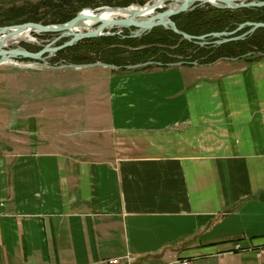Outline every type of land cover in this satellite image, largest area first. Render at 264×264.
Here are the masks:
<instances>
[{
    "label": "crops",
    "instance_id": "0c3cea01",
    "mask_svg": "<svg viewBox=\"0 0 264 264\" xmlns=\"http://www.w3.org/2000/svg\"><path fill=\"white\" fill-rule=\"evenodd\" d=\"M97 66L81 115L0 113V264H264V54Z\"/></svg>",
    "mask_w": 264,
    "mask_h": 264
},
{
    "label": "trees",
    "instance_id": "16d2710c",
    "mask_svg": "<svg viewBox=\"0 0 264 264\" xmlns=\"http://www.w3.org/2000/svg\"><path fill=\"white\" fill-rule=\"evenodd\" d=\"M149 0H39L35 4L12 6L0 16V26L38 22L42 24L64 23L86 7L143 5ZM179 30L191 35L233 30L246 21L264 22V7L219 9L209 4L172 16ZM247 28L245 27V30ZM244 30V29H243ZM123 29L121 36H127ZM102 36L85 39L58 52L70 63L88 64L101 61L119 66L154 61L167 67L170 63L209 64L219 60L243 59L248 54H264V28L256 29L246 39L231 41L217 47L200 46L194 41L181 40L172 30L158 26L140 37ZM71 55V56H68ZM65 56V57H64ZM67 56V57H66ZM146 65L139 69H148Z\"/></svg>",
    "mask_w": 264,
    "mask_h": 264
},
{
    "label": "water",
    "instance_id": "95a60500",
    "mask_svg": "<svg viewBox=\"0 0 264 264\" xmlns=\"http://www.w3.org/2000/svg\"><path fill=\"white\" fill-rule=\"evenodd\" d=\"M168 2V5L166 4ZM201 4H209L219 9H240V8H260L264 7V0H149L143 5H129V6H100L96 8L86 7L80 10L74 15L73 18L58 24H42L38 22H24L15 25L1 26L0 35V64L7 63V61L15 58H28L41 62L43 65H47L43 54H54L60 50L72 47L78 42L85 39L98 38L102 36H113L116 33L110 31L114 27L121 29L134 28L131 31L130 37L136 38L143 34H147L153 28L161 26L165 29L172 30L174 33L181 36V40L194 41L200 46L206 44L207 39L214 38L213 43L220 45L222 43L243 40L246 36L251 35L256 29L264 28V22L258 21H246L240 23L233 30H224L210 32L202 35H191L187 32L181 31L176 26V23L172 20V16L187 12L194 9ZM157 9H160L157 11ZM91 11V14L88 13ZM117 13L119 17L115 18H102V13ZM151 12V13H150ZM85 20L95 21V27L87 29L86 31H72L78 25H82ZM248 27V30L240 35H235L236 32ZM107 29V30H106ZM30 30L32 32L42 33H57L54 39L43 46L37 52H30L23 47H15L10 49H2V45L9 37L18 32ZM6 33V34H4ZM68 37L67 40L60 45L52 46L56 41ZM147 62L145 64H151ZM182 62L171 63V65H179ZM109 66L111 68H118L113 64H106L103 62H95L88 64H66L64 67L68 68H82L92 66ZM48 67H51L47 65ZM140 67V64L128 65L127 68ZM58 68V67H56Z\"/></svg>",
    "mask_w": 264,
    "mask_h": 264
},
{
    "label": "rangeland",
    "instance_id": "374dc122",
    "mask_svg": "<svg viewBox=\"0 0 264 264\" xmlns=\"http://www.w3.org/2000/svg\"><path fill=\"white\" fill-rule=\"evenodd\" d=\"M38 1L39 0H0V16L2 15L3 12L11 8L12 6H20V5L27 6L30 4H35ZM166 4L168 5V2ZM134 5H138V4H134ZM159 10L160 9H157V11ZM254 22H258V21H254ZM11 25H15V24H11ZM2 26H9V25H2ZM246 28H247L246 30H248V27ZM79 29L80 31L87 30L85 28H79ZM243 29L236 32L235 35H240L246 31L245 27ZM109 30L114 31L116 33L115 35L118 36H121L123 33V29L121 28L114 27ZM128 30H129L128 31L129 34L127 36L125 35L121 36V38L130 37V33L132 30H134V28H129ZM0 36H2V34ZM31 36H32L31 39L28 40L27 42L23 40L20 42L10 41L4 49H10L20 46L30 52H37L43 46L50 43L54 39V37L57 36V33L32 32ZM248 36H246L244 39H246ZM67 39L68 37L62 38L56 41L55 43H53L52 46L60 45L62 42H64ZM213 41L214 38H209L206 41L207 43L202 46H207L209 44L214 47L219 46L214 44ZM58 52H55L54 54L48 52L43 54V56L45 57L44 62L51 67H48L47 65H43L39 61L28 58H15L14 60L20 64L18 66L14 64H6V63L0 64V113L6 112L8 110L13 111L17 109L18 110L22 109L26 111L31 109L34 105L38 108V110L41 109L43 110L45 108H49L50 104H53L54 106L55 105L58 106L59 113L65 114L64 115L65 117L67 115H71L70 112L73 111L81 115L80 112L82 111L77 110L78 106L76 104L70 101H65V102L61 101L58 103V101H55L56 97L71 96L72 92L73 94H83V95L93 94L96 97H101L103 89L99 87L102 86L105 75L102 73L100 68L64 67L63 65L75 64V63H70L69 60H64L62 56H58ZM148 62H152V63L151 64H145L147 62L137 63L140 64V67L131 68V69L132 71L137 70L146 65H152L150 68L162 66L161 63L159 62H154V61H148ZM28 63L32 65V67H29ZM193 64H197V63L193 62ZM129 65H135V64H129ZM168 65H171V63ZM127 66L128 65H126L125 68H123L122 70L127 69ZM117 67L120 68L119 66ZM110 70L112 71L114 70L115 72H117V70L115 69H110ZM68 85H72L75 88V90ZM96 87H98L99 90H97ZM93 89L96 91H94ZM18 93L21 95L19 99L17 98ZM82 104L84 105L85 108H87L88 105L92 104V102L89 103L88 101V102L79 103L78 105L80 109L82 108ZM98 109H99L98 112L102 113L103 107L101 106V108Z\"/></svg>",
    "mask_w": 264,
    "mask_h": 264
},
{
    "label": "bare ground",
    "instance_id": "6f19581e",
    "mask_svg": "<svg viewBox=\"0 0 264 264\" xmlns=\"http://www.w3.org/2000/svg\"><path fill=\"white\" fill-rule=\"evenodd\" d=\"M88 13L91 14V11L88 10ZM101 17L102 18H115V17H119V15L117 13L103 12ZM94 26H95V21H93V20H85L82 25H78L76 28L72 29V31H80L79 28L91 29ZM4 34H6V33H4ZM31 34H32V31H30V30L23 31V32H18L16 34H13L11 37H9L7 40H5V42L3 43L1 48L4 49L10 41L20 42V41L23 40V41L27 42L28 40L31 39V37H32ZM1 37L2 36H0V39H1ZM6 64H14L16 66L20 65L14 59H11V60L7 61ZM28 66L32 67V65H30V64Z\"/></svg>",
    "mask_w": 264,
    "mask_h": 264
},
{
    "label": "built area",
    "instance_id": "2783aa9c",
    "mask_svg": "<svg viewBox=\"0 0 264 264\" xmlns=\"http://www.w3.org/2000/svg\"><path fill=\"white\" fill-rule=\"evenodd\" d=\"M240 246L236 245V248L238 249ZM121 258L126 260L127 264H133L135 261L134 256L132 255H125L123 257H116V258H111V259H104V260H99V261H94L86 264H119L121 262ZM175 264H189L188 260H177L174 262Z\"/></svg>",
    "mask_w": 264,
    "mask_h": 264
},
{
    "label": "flooded vegetation",
    "instance_id": "af4514ba",
    "mask_svg": "<svg viewBox=\"0 0 264 264\" xmlns=\"http://www.w3.org/2000/svg\"><path fill=\"white\" fill-rule=\"evenodd\" d=\"M201 5H204V4H201ZM199 6V5H198ZM197 7V6H196Z\"/></svg>",
    "mask_w": 264,
    "mask_h": 264
}]
</instances>
